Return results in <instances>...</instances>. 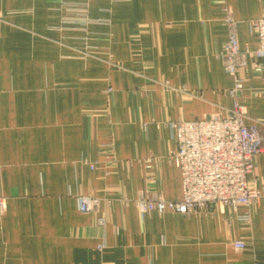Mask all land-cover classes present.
I'll list each match as a JSON object with an SVG mask.
<instances>
[{
  "label": "crops",
  "instance_id": "obj_1",
  "mask_svg": "<svg viewBox=\"0 0 264 264\" xmlns=\"http://www.w3.org/2000/svg\"><path fill=\"white\" fill-rule=\"evenodd\" d=\"M227 8L254 50L264 0H0V264H264V195L187 215L135 205L181 198L167 122L232 107ZM240 103L264 123L261 75ZM248 180L264 189L260 155Z\"/></svg>",
  "mask_w": 264,
  "mask_h": 264
},
{
  "label": "built area",
  "instance_id": "obj_2",
  "mask_svg": "<svg viewBox=\"0 0 264 264\" xmlns=\"http://www.w3.org/2000/svg\"><path fill=\"white\" fill-rule=\"evenodd\" d=\"M222 21L227 38L217 57L232 82L227 91L233 100L232 107L223 116L213 114L199 120L167 122L176 145L171 158L180 173L182 195L175 201L140 196L135 205L141 215L150 210L187 215L216 205L235 211L242 206L248 208L264 195V189L248 180L254 169V158L260 155L264 159V123H247L240 103L246 73H257L264 80V16L248 22L249 32L257 38L254 50L240 48L237 21L229 8ZM3 204L0 198L1 211ZM76 204L81 213L94 212L99 199L79 195ZM238 220L248 222L249 216H238ZM97 221L103 224L102 217ZM232 246L242 251L246 244L234 240Z\"/></svg>",
  "mask_w": 264,
  "mask_h": 264
}]
</instances>
